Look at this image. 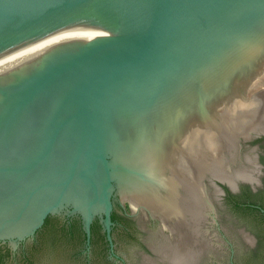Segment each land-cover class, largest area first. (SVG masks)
Segmentation results:
<instances>
[{"label":"water","instance_id":"obj_1","mask_svg":"<svg viewBox=\"0 0 264 264\" xmlns=\"http://www.w3.org/2000/svg\"><path fill=\"white\" fill-rule=\"evenodd\" d=\"M260 134L264 0H0V264H264Z\"/></svg>","mask_w":264,"mask_h":264},{"label":"flooded vegetation","instance_id":"obj_2","mask_svg":"<svg viewBox=\"0 0 264 264\" xmlns=\"http://www.w3.org/2000/svg\"><path fill=\"white\" fill-rule=\"evenodd\" d=\"M262 137H264V134H260L258 137H255L254 139H258V138H262ZM263 175H264V173H263V171H261V172H260V175H259V178H257V180H255V183H254V184H250V185H248V191H249V192L259 191V190H261V189L263 188V186H264V178H263ZM224 186H225V187L223 188L224 191H227L228 193L231 191V193H233L232 189H230V187H228L227 184H224ZM236 189H238L237 186H236V188L233 189V190L236 191ZM246 205H247L249 208H253L254 210L258 211L259 213H261V214L264 216V206H263V205L258 204V203H252V202L247 203ZM119 211H120L119 213H121L122 215L124 214V212H123V210H122L121 207H120V210H119ZM116 213H117V214H116ZM119 213H118V211H116L115 213H112L111 216H110V217H111V221L115 219V218H114L115 215H116L117 217H121V214H119ZM112 215H113V217H112ZM95 223L97 224V222H95ZM98 223H100V225H102L101 222H98ZM93 225H94V223L91 224V226H90V233H89V235H87L86 232H85V234H84V240H85V241H90V240H91V238H92L91 227H92ZM111 225L113 226V222H112ZM104 236L106 237L107 242H108V244L110 245V247H114L113 244H112V243H113V239H112V236H111V230L109 231V237H110V239L108 238V235H107V233H106V230H105V234H104ZM35 237H37V232H36L32 237L27 238V239H25V240H22V243H23V242L31 241L32 239H35ZM5 247H7V246H5ZM255 248H256V244H255V242H253V244H252V243H251V244H247V245L243 248L242 253H243V254H245V253H249L250 250L255 249ZM112 251H113V250H112ZM211 255H212L211 252L201 251V252L199 253L198 259H197L194 263H192V264H221V262H219V261L213 259L214 257L211 256ZM112 257H113V259H115L116 261H121V262H123V261H122L123 259H122L120 256H118L117 254L113 253V252H112ZM229 257H231V256H229ZM186 261H188L189 264H190V260H186ZM180 262L183 263V260H181ZM184 262H185V261H184ZM188 262H187V263H188ZM226 264H242V263L236 261L235 259H233V258L231 257V258H228V261H227Z\"/></svg>","mask_w":264,"mask_h":264},{"label":"trees","instance_id":"obj_3","mask_svg":"<svg viewBox=\"0 0 264 264\" xmlns=\"http://www.w3.org/2000/svg\"><path fill=\"white\" fill-rule=\"evenodd\" d=\"M112 217H113V215H112Z\"/></svg>","mask_w":264,"mask_h":264}]
</instances>
